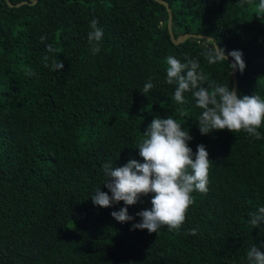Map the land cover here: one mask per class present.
Segmentation results:
<instances>
[{"label":"trees","instance_id":"obj_1","mask_svg":"<svg viewBox=\"0 0 264 264\" xmlns=\"http://www.w3.org/2000/svg\"><path fill=\"white\" fill-rule=\"evenodd\" d=\"M29 1L0 0V264H249L252 245L264 251V222L249 223L264 206V124L259 140L243 130L202 135L193 95L178 104L166 83L168 56L198 60L206 88L232 87L231 62L210 64L205 37L174 43L156 0ZM165 1L175 36L211 35L226 52L241 51L236 93L264 100L260 0ZM93 19L104 33L98 54L88 42ZM52 59L64 69L52 71ZM157 116L181 123L193 153L204 144L212 161L209 191L193 192L185 223L150 234L132 226L151 194L127 206L135 218L127 223L111 215L123 201L102 208L91 197L111 195L104 164L143 163L137 147Z\"/></svg>","mask_w":264,"mask_h":264},{"label":"clouds","instance_id":"obj_2","mask_svg":"<svg viewBox=\"0 0 264 264\" xmlns=\"http://www.w3.org/2000/svg\"><path fill=\"white\" fill-rule=\"evenodd\" d=\"M258 8L264 10V0H260ZM99 21L90 22L88 42L93 54L101 51L100 42L103 40V30L98 27ZM46 36H41L43 43ZM49 53H58L59 48L47 45ZM210 64L228 62V57L234 58L235 63L228 64L230 69H238L241 73L246 68L243 53L239 50L226 52L222 47H213L205 53ZM45 67H49V57L44 58ZM181 62L175 56L166 58V83L175 85L173 99L178 104L186 102L185 93H191L196 106L202 109L197 118L198 127L202 135H208L213 130H228L239 133L242 130L255 139H261L258 129L264 124V100L257 94L240 96L231 87H204L207 81L200 63L196 59L184 57ZM51 70H63L64 63L52 59ZM28 75H34L29 72ZM151 81L144 84L140 90L146 95L152 88ZM163 107V105H161ZM193 139L190 131L184 130L182 124L172 116L161 118L157 116L144 132V139L138 145L139 155L143 163L131 159L124 166L112 167L104 164L103 169L107 177L106 186L111 195L97 190L91 197L96 206L112 207L121 201L126 205L111 215L120 223L133 221L127 206L135 205L141 196L151 194V208L138 212L141 217L139 223H134L132 230H147L158 233L162 226H168L169 231L178 230L186 220L190 207L195 203L193 192L206 194L209 191V152L204 144L197 146L193 153L189 142ZM249 223L260 226L264 222V206L249 214ZM197 230L192 229L191 235ZM249 264H264V251L257 245L247 250Z\"/></svg>","mask_w":264,"mask_h":264},{"label":"water","instance_id":"obj_3","mask_svg":"<svg viewBox=\"0 0 264 264\" xmlns=\"http://www.w3.org/2000/svg\"><path fill=\"white\" fill-rule=\"evenodd\" d=\"M35 1L36 0H31L29 2L30 3H33ZM156 1L162 3L166 7V10L168 12L167 27H168V31H169L170 38H171V40L174 43H179V42L185 40L186 38H189V39L192 40L194 38H202V37H205V39L207 40V44L209 46L219 47L218 44L216 43L215 39L211 35H204V34H201V33H194V32H184V33H180L177 36H175L174 35V32L172 30V27H171L172 10H171L168 2L165 1V0H156ZM23 2H27V0H22V1H19V2H16V3H13L11 0H6V3L8 5H10V6H12V5H20ZM228 60L231 62V64L232 63H235V60L231 56L228 57ZM236 72H237V69H235V70L230 69V75H231V78H232V88L235 91H237V76H236Z\"/></svg>","mask_w":264,"mask_h":264}]
</instances>
